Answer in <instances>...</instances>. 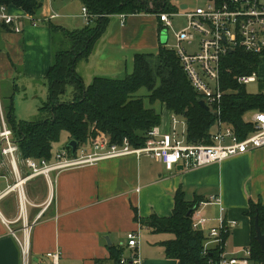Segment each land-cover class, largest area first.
<instances>
[{
  "label": "crops",
  "instance_id": "0c3cea01",
  "mask_svg": "<svg viewBox=\"0 0 264 264\" xmlns=\"http://www.w3.org/2000/svg\"><path fill=\"white\" fill-rule=\"evenodd\" d=\"M41 1L37 18H47L54 12L64 18L51 20L58 26L73 30L84 25L83 20L80 26H71L78 13L67 7L74 0ZM54 7L60 11L55 12ZM8 11L18 16L15 24L21 30L15 32L10 26L0 25V131L6 125L4 102L11 94L18 119L35 117L47 97L46 74L52 63L53 34L49 25L35 23L21 8L10 5ZM160 42L156 16L130 14L121 24L118 14L111 15L92 50L83 58V64L92 69V76L85 80L75 71L86 85L96 76H122L132 68L136 53L156 52ZM260 58L262 61L264 56ZM17 79L21 80L20 85ZM6 80L12 81L10 94L1 84ZM38 95H42L39 101L35 98ZM164 109L158 126L166 132L171 127V113ZM213 129L215 132L216 128ZM13 156L10 159L0 155V188L13 186L0 199V264H22L18 241L23 236L28 255L51 260L47 253L59 251V260L68 264H96V259L112 264L108 260V246L124 247L127 257L133 251L125 246L126 234L137 229L140 230L139 264H178L176 259L165 256L162 246L174 235L152 231L135 219V216L141 220L151 214L171 216L178 190L184 193L186 201H197L193 209H200L208 219L207 227L217 226L220 215L226 221H235L223 252L226 256H242V249L251 242L252 221L247 214L250 204L264 206V147L191 169L178 163L166 170L162 163L145 155L130 154L93 165L52 171L49 177L31 176L20 151ZM212 196L218 202L211 201ZM10 228L17 238L10 233Z\"/></svg>",
  "mask_w": 264,
  "mask_h": 264
},
{
  "label": "trees",
  "instance_id": "16d2710c",
  "mask_svg": "<svg viewBox=\"0 0 264 264\" xmlns=\"http://www.w3.org/2000/svg\"><path fill=\"white\" fill-rule=\"evenodd\" d=\"M172 0H80L91 15L88 23L81 28L68 30L51 22L52 19L37 18L41 0H0V5L21 8L26 14L36 17L38 23L49 25L52 34L61 33L64 39L53 38L52 63L46 74L47 97L38 113L31 120H20L15 116L13 94L4 102V114L7 128L24 158L53 159L52 144L59 139L62 131L67 135L64 148L70 154H76L81 145H90L95 140L109 136L111 142L120 143L127 138L133 147L144 145L146 133L159 125L160 113L144 105L143 97L150 104L161 103L171 114L185 120V139L188 143L212 144V128H216L218 119L233 128L234 133L243 138L253 132V124L244 119L247 112H264V80H258L261 90L250 95L245 84H239L238 75H250L257 71L260 55L252 54L243 48L227 52L221 58L220 79L223 92L219 115L215 107L205 109L199 104L203 96L195 90L187 77L176 49L167 48L160 42L156 52L136 53L130 71L119 77L96 76L89 84H84L75 71L78 60L85 58L96 40L106 28L109 17L114 14H152L169 13ZM158 30L162 28L156 16ZM0 25L8 28L4 22ZM69 39V41L66 39ZM264 56V52L262 54ZM68 87L69 99L64 100ZM146 88L147 95L138 93ZM216 131V130H215ZM75 140L74 151L68 146ZM1 148V144H0ZM1 150V149H0ZM1 155V153H0ZM185 200L184 193L178 190L174 194V209L171 216L159 217L151 214L139 220L155 232H170L174 238L164 241V254L174 258L178 264H206L209 258H217L224 247L203 253L205 233L192 228L191 213L187 212L197 205ZM252 221V235L249 244V263L264 264V251L255 239L254 218L257 216L260 229L264 226V206L250 204L247 212ZM228 234H222L225 242ZM124 248V247H123ZM122 246H108V260L112 264H132L129 259L121 263L124 256ZM105 260L96 259V264Z\"/></svg>",
  "mask_w": 264,
  "mask_h": 264
},
{
  "label": "built area",
  "instance_id": "2783aa9c",
  "mask_svg": "<svg viewBox=\"0 0 264 264\" xmlns=\"http://www.w3.org/2000/svg\"><path fill=\"white\" fill-rule=\"evenodd\" d=\"M81 16L85 23L90 21L91 15L85 6L81 9ZM183 15L187 18V24L180 29L175 37L177 46L176 53L180 58L183 69L192 86L203 96V101L210 108L215 107L214 113L219 115L223 90L220 79L221 58L229 51L236 48L262 56L264 52V0H207L204 6L182 13L161 12L159 17L163 27L169 28L172 15ZM28 15V14H27ZM58 13L51 12L49 17L43 19L58 18ZM35 23V18L28 15ZM124 14H119L121 24L124 23ZM18 16L8 11L6 5H0V22L12 27L19 32L20 26L15 24ZM34 23V24H35ZM196 34L200 36L199 50L195 53H187L181 46V42L191 43ZM239 84H249L257 81L256 73L250 75H238ZM253 124V132L243 138H239L231 126L225 125L218 119L216 131L212 134L213 143H188L185 139V122H181L178 116L171 114L170 129L161 131L160 127L154 126L146 133L144 145L133 147L127 138L118 142H111L109 136L101 140H95L90 145H81L76 154H70L64 147L54 152L53 159L48 161L44 158H25V164L30 168V175H43L49 177L52 171L93 165L101 160L122 157L126 155H146L147 157L163 164L166 170H171L176 164L182 163L185 169L197 168L210 163L221 162L230 157L240 155L251 150L264 147V112L254 111L248 120ZM181 123L183 128L178 132L177 125ZM1 155L14 159L13 154L19 153L16 143L12 139V133L4 124L0 131ZM13 186L5 189L0 188V199L12 191ZM211 201L218 202L216 197H210ZM222 209H220L221 212ZM222 213V212H221ZM208 219L201 213L200 209L191 212L192 228L205 233L203 242V253L215 248L216 245L224 247L222 234H229L235 225V221H226L222 215L219 217L217 226L207 227ZM10 233L17 238L15 232L10 228ZM125 246L133 252L121 259L124 263L127 259L132 264H139L137 246L140 239V230H131L126 234ZM19 240V239H18ZM226 241V240H225ZM22 264H27L28 246L23 236L18 241ZM250 248L242 249V256H226L222 252L217 258H209L206 264H249ZM60 252H50L47 256L51 258V264H59Z\"/></svg>",
  "mask_w": 264,
  "mask_h": 264
},
{
  "label": "rangeland",
  "instance_id": "374dc122",
  "mask_svg": "<svg viewBox=\"0 0 264 264\" xmlns=\"http://www.w3.org/2000/svg\"><path fill=\"white\" fill-rule=\"evenodd\" d=\"M57 1V0H55ZM207 0H172L171 1V6L172 9H170L171 11L169 13H182L184 11H188V10H192L194 8H196L197 6H204L206 4ZM54 3V2H53ZM57 4V2H56ZM181 5H186V8H181ZM68 10L73 12V13H78V16L80 14V9H81V2H79V0H74L70 5H68ZM54 11L55 12H59L60 10L54 7ZM76 16V20H73L71 22V26H80V24L83 23V19L80 18V16L78 17ZM71 19V18H69ZM54 21H63L64 18L59 16L58 18H54ZM79 23V24H78ZM171 23L172 25L167 28V27H162L160 28V40L163 39V41L167 38V42H166V46L169 49H175V47L177 46V40H176V33L182 29L183 27L186 26L187 24V18L181 14L179 15H172L171 16ZM69 28H73V27H69ZM53 38H55L56 40L58 38L60 39H64L63 34L56 33L53 34ZM67 38V37H66ZM69 41V39L67 38L66 41ZM199 40H200V36L198 34H196L195 39L193 41H191V43H187V42H181V46L184 47L187 51V53H195L199 50ZM162 42V41H161ZM83 59V58H82ZM78 60V64H76V68L75 70L85 79V80H89L90 76H92V69L90 67H88L86 64L84 63V59L82 60ZM261 66H259L257 68V77L258 80H261L260 78H264V58L262 59V61H260ZM131 70V69H130ZM125 74V73H124ZM16 82L20 85L21 80L17 79ZM12 81H2L1 84H4V88L6 93H11L12 90H10L11 88V84ZM69 91L67 90L66 95L64 96V100L65 99H69V94H70V87H68ZM261 90V87L258 83V81L254 82V83H249L247 85H245V91L247 94L250 95H255L258 94ZM17 93V92H16ZM138 93L142 96L147 95V90L146 88H140ZM16 95V96H15ZM15 99H18L17 94H15ZM42 96V95H41ZM40 95L36 96L35 98L37 99V101H39V98H41ZM46 96L42 97V99H44ZM144 99V105L146 107H150L153 108L156 112L161 114V111H164V107L161 105V103L159 102H155L153 104H150L147 100L146 97H143ZM166 111V110H165ZM5 112V111H4ZM165 114L164 112H162V115ZM246 117H250L251 113L247 112L245 114ZM4 118H5V114H4ZM179 127V128H178ZM177 130L178 132L181 130L182 126H178ZM214 129L212 128L211 131H213ZM67 142V135L64 131L61 132L59 139L56 142H53L52 144V151L56 152L59 148L64 147V144ZM144 155V154H142ZM146 156V155H145ZM127 253V251H126ZM125 253V255H127ZM50 259L47 258H38L33 254L28 255V259H27V264H50ZM59 264H68L67 262L63 261L62 259L59 260ZM252 264V263H250Z\"/></svg>",
  "mask_w": 264,
  "mask_h": 264
},
{
  "label": "water",
  "instance_id": "95a60500",
  "mask_svg": "<svg viewBox=\"0 0 264 264\" xmlns=\"http://www.w3.org/2000/svg\"><path fill=\"white\" fill-rule=\"evenodd\" d=\"M181 8H186V5H181L180 6ZM163 44H166V39L163 41V39L161 40ZM199 104L204 107L205 109H208L209 107L204 103L203 100H200L199 101ZM68 146L71 147L72 151L75 150L76 146H77V143L75 140H70L68 142ZM191 213V209L187 212V216H189ZM254 229H255V239L256 241L258 242L260 248L262 251H264V226H263V229L261 230L259 225H258V219H257V216H255L254 218Z\"/></svg>",
  "mask_w": 264,
  "mask_h": 264
}]
</instances>
